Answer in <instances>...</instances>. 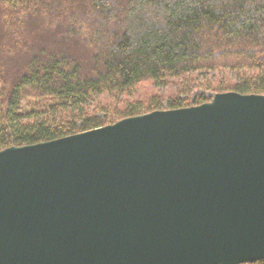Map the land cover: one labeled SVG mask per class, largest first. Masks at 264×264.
Returning a JSON list of instances; mask_svg holds the SVG:
<instances>
[{
    "label": "water",
    "instance_id": "water-1",
    "mask_svg": "<svg viewBox=\"0 0 264 264\" xmlns=\"http://www.w3.org/2000/svg\"><path fill=\"white\" fill-rule=\"evenodd\" d=\"M259 261L263 95L0 151V264Z\"/></svg>",
    "mask_w": 264,
    "mask_h": 264
},
{
    "label": "trees",
    "instance_id": "trees-1",
    "mask_svg": "<svg viewBox=\"0 0 264 264\" xmlns=\"http://www.w3.org/2000/svg\"><path fill=\"white\" fill-rule=\"evenodd\" d=\"M229 92L264 96V0H0V151Z\"/></svg>",
    "mask_w": 264,
    "mask_h": 264
},
{
    "label": "rangeland",
    "instance_id": "rangeland-1",
    "mask_svg": "<svg viewBox=\"0 0 264 264\" xmlns=\"http://www.w3.org/2000/svg\"><path fill=\"white\" fill-rule=\"evenodd\" d=\"M204 76H201L203 79H205L207 77L206 74H203ZM206 75V76H205ZM162 111H166V110H162ZM155 112V111H154Z\"/></svg>",
    "mask_w": 264,
    "mask_h": 264
}]
</instances>
